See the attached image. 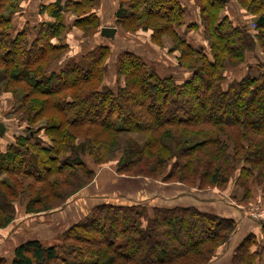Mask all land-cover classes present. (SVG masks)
<instances>
[{
	"label": "trees",
	"instance_id": "trees-1",
	"mask_svg": "<svg viewBox=\"0 0 264 264\" xmlns=\"http://www.w3.org/2000/svg\"><path fill=\"white\" fill-rule=\"evenodd\" d=\"M196 2L205 46L181 31L188 11L179 0H120L116 12L118 26L151 30L155 42L172 38L177 69L190 74L177 80L134 51H120L112 63L104 43L66 57L64 12L77 15L71 27L97 28L93 0L55 3L43 9L54 22L18 32L12 15L19 0H0V66L7 86L21 88L25 114L11 126L13 139L0 145V228L18 217V200L27 215L49 213L91 187L95 170L83 154L99 168L123 152L119 177L153 180L175 158L161 182L199 191L226 184L240 167L239 184L250 195L249 177L264 178V0H235L256 17L255 31L225 15L221 0ZM250 54L256 66L229 78L226 69L245 64ZM79 136L89 141L80 150ZM150 162L157 163L152 170ZM248 216L264 227V218ZM236 227L234 218L195 206L104 201L62 230V244L29 239L16 246L11 261L0 256V264H209ZM256 237L243 239L233 264H258ZM60 248L68 257H60Z\"/></svg>",
	"mask_w": 264,
	"mask_h": 264
},
{
	"label": "crops",
	"instance_id": "crops-1",
	"mask_svg": "<svg viewBox=\"0 0 264 264\" xmlns=\"http://www.w3.org/2000/svg\"><path fill=\"white\" fill-rule=\"evenodd\" d=\"M70 1L80 0H19L18 9L12 15L13 27L18 32L27 25L32 29L33 26H37L40 23H52L55 21V17L49 14V11L43 9L55 3L63 7L66 2ZM93 1L95 3L92 12L99 19V31L86 39L76 37L79 42H74L71 37L64 40L69 44L70 48L66 57L77 58L86 51L104 43L108 44L112 49V63H114L120 51L130 50L145 57L161 75L172 73L177 80L189 78L190 74L188 72L177 69L175 58L177 53L170 55L168 54L169 52L154 47L150 43L149 36L151 34L146 36L145 34L138 35V40L133 41L130 36L128 37L123 33L121 27L116 24V12L121 5L120 0ZM179 1L187 7L188 11V17L185 18L186 23L181 27V31L185 33L187 39L194 45H207L200 21V7L196 0ZM231 1L232 4L225 7L224 14L234 23H246L248 20L246 11L241 9L235 0ZM76 18L77 15L69 10L64 12L63 22L70 28ZM189 23H195L196 28L189 29ZM106 26L116 27L115 40L101 37V29ZM31 36L32 38L34 37L33 35ZM163 56L166 59H163ZM248 64H254V58L251 54L245 64L236 69L232 68L226 74L229 78H239L247 71ZM112 71L113 69H111ZM0 121L5 122L9 129L13 126V124L11 125V120L6 119L4 115H0ZM12 137L13 132L9 130L7 136L0 139V145L8 143L13 139ZM232 200L226 194L215 189L199 191L194 188L189 189L180 183L165 184L161 181L147 178L133 179L124 176L119 177L118 175L110 176L102 184L94 182L82 194L71 199L63 210L37 215L19 214L11 225L6 228H0V256H4L11 261L13 250L23 241L32 238L42 242L54 240L62 230L84 216L96 204L104 201H114L121 204L137 202L149 207L195 206L201 210H209L224 217L234 218L237 222L234 233L209 264H233L232 259L237 247L250 234H254L258 239L257 244L253 248V250L257 249L259 254L261 252L257 263L264 264V227L248 216L249 211L236 205Z\"/></svg>",
	"mask_w": 264,
	"mask_h": 264
},
{
	"label": "rangeland",
	"instance_id": "rangeland-1",
	"mask_svg": "<svg viewBox=\"0 0 264 264\" xmlns=\"http://www.w3.org/2000/svg\"><path fill=\"white\" fill-rule=\"evenodd\" d=\"M246 11V10H245ZM247 22L250 26V22L254 21V18H256L254 15H252L251 13L247 12ZM99 26L93 27V26H86V27H77V26H73L68 28L67 30H64L60 35L61 37H63L64 40H66L68 37H71V39L75 42H79L76 40V37L78 38H88L91 35H95L98 33L99 31ZM123 33L126 34L128 37L130 36L131 40H135L137 41V36L141 35V34H145L146 35H150L151 34V30H143V29H135V30H129L127 28H125L123 25L120 26ZM250 29L255 31V25L250 26ZM141 31V32H140ZM78 34V35H77ZM142 37H144V35H142ZM150 38V43L158 48L161 49L165 52H169L168 54L172 55L174 53L177 52H172V48L174 46V43L172 41V38L168 37V36H164L161 41L159 42H155L151 35L149 36ZM78 46V45H77ZM70 48L68 49L67 53H69ZM66 53V55H67ZM176 56V55H175ZM163 59H166L165 56L162 57ZM176 61H178V56L175 57ZM256 62H254V64H251L253 67H255ZM243 65V64H242ZM241 65L237 66V67H228L226 69V72L232 70V68L236 69L238 67H240ZM162 72V71H161ZM4 68L3 66H0V115H4L6 119L11 120V125L16 124L18 125V123H20V121L22 122L24 120L25 114L23 111V107H22V103H21V97L23 95V92L20 90L21 88H15V89H11L7 86V81L6 78L4 77ZM254 73H256V69L254 71ZM163 74V73H162ZM163 76V75H162ZM12 87H15V85H12ZM26 123V122H24ZM224 139L227 138L226 136H223ZM83 141H86V143H89V141H87V139L85 137L79 136L76 140L78 148L80 150L81 148V144L83 143ZM228 141V140H227ZM173 149L175 148V144H173L170 141L167 142ZM228 144L230 145L228 148V153L230 155L234 154V145L233 142L228 141ZM123 152H117L114 159H112L111 161L103 164L101 167H97L94 165V163L92 162V159L90 158V156L83 154L85 161H87V163L89 164V166L95 170V175L93 177V182H96L97 184H102L105 182L106 179H108V177L110 176H115L117 175V167H118V161L121 158V156ZM176 153V151H175ZM176 163L175 158H173L172 160L168 161L166 163L165 169L155 175L154 178H157V180H162L163 176L168 173L171 169L174 168V165ZM157 163H151L150 162V168L151 170L153 169V167L156 165ZM241 166V165H240ZM240 173V167L237 168V170H235V172L229 177L228 182L224 185H211L208 186L207 188L209 189H215L217 191L222 192L223 194H226L227 196H229L230 198H232L233 202L235 204H237L238 206H241L243 208H245L247 211L250 212H254L256 214H260L263 216L264 218V178H256L255 175L250 176V180L248 181V183H251L252 189L250 190V195L247 196L246 192H245V186H243V184H239L240 181H238V176ZM196 183H199V180L197 179ZM75 196H71L70 199H73ZM69 199V200H70ZM24 203L21 200L17 201V210H19L18 212V216L19 214L22 215V213H24ZM57 208H55L54 210H56ZM53 211V210H51ZM43 214V213H41ZM16 220V219H15ZM14 220V221H15ZM97 239H99V236L96 235L95 236ZM33 239V238H32ZM28 240V239H27ZM38 240V239H37ZM57 242L60 244H62V240L58 241V236L57 238H55L54 240L51 241H44L42 242L44 245H52V244H57ZM67 246L71 247L72 245L75 244V242L73 240L70 241H66ZM226 243H224L223 245H221L219 248L216 249V252L214 254V257L217 256V254L219 253L220 249L225 245ZM68 249H59L58 253L60 255L61 258L64 257H68L67 253Z\"/></svg>",
	"mask_w": 264,
	"mask_h": 264
},
{
	"label": "water",
	"instance_id": "water-1",
	"mask_svg": "<svg viewBox=\"0 0 264 264\" xmlns=\"http://www.w3.org/2000/svg\"><path fill=\"white\" fill-rule=\"evenodd\" d=\"M221 1L227 5L232 4L231 0H221ZM116 32H117L116 27L106 26L101 29L100 35L102 38L105 37L111 40H115ZM9 130L10 129L7 126V124L3 121H0V139L5 138L7 134L9 133Z\"/></svg>",
	"mask_w": 264,
	"mask_h": 264
},
{
	"label": "built area",
	"instance_id": "built-area-1",
	"mask_svg": "<svg viewBox=\"0 0 264 264\" xmlns=\"http://www.w3.org/2000/svg\"><path fill=\"white\" fill-rule=\"evenodd\" d=\"M252 25H254L253 22H251L250 26H252ZM250 216H251V217H254V218H257V219H262V218H263L262 215H260V214H256V213H254V212H250Z\"/></svg>",
	"mask_w": 264,
	"mask_h": 264
}]
</instances>
